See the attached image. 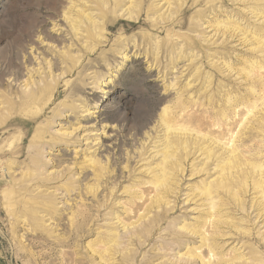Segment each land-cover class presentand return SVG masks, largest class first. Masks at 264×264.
I'll return each instance as SVG.
<instances>
[{"label": "rangeland", "instance_id": "obj_1", "mask_svg": "<svg viewBox=\"0 0 264 264\" xmlns=\"http://www.w3.org/2000/svg\"><path fill=\"white\" fill-rule=\"evenodd\" d=\"M116 1L0 0V264H264V0Z\"/></svg>", "mask_w": 264, "mask_h": 264}, {"label": "bare ground", "instance_id": "obj_2", "mask_svg": "<svg viewBox=\"0 0 264 264\" xmlns=\"http://www.w3.org/2000/svg\"><path fill=\"white\" fill-rule=\"evenodd\" d=\"M116 1V0H114ZM117 2V1H116ZM74 29V28H73ZM77 29V28H76ZM41 90L35 89L34 91L29 92L28 95H26L25 97L22 98V102L23 103H29L32 102L33 100H35L36 96H38L37 94L40 92ZM38 92V93H37ZM104 92V91H103ZM21 99V98H20ZM209 191V193L211 192L209 189H207Z\"/></svg>", "mask_w": 264, "mask_h": 264}]
</instances>
